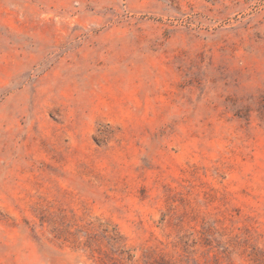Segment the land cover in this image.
Instances as JSON below:
<instances>
[{
  "label": "rangeland",
  "instance_id": "obj_1",
  "mask_svg": "<svg viewBox=\"0 0 264 264\" xmlns=\"http://www.w3.org/2000/svg\"><path fill=\"white\" fill-rule=\"evenodd\" d=\"M0 264H264V0H0Z\"/></svg>",
  "mask_w": 264,
  "mask_h": 264
}]
</instances>
